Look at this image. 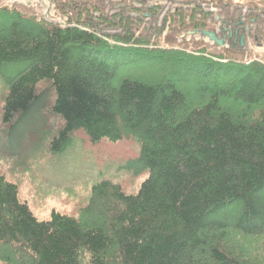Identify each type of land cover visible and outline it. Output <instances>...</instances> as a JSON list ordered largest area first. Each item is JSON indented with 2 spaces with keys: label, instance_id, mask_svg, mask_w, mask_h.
<instances>
[{
  "label": "trees",
  "instance_id": "1",
  "mask_svg": "<svg viewBox=\"0 0 264 264\" xmlns=\"http://www.w3.org/2000/svg\"><path fill=\"white\" fill-rule=\"evenodd\" d=\"M47 2L0 0L4 119L50 87L56 145L134 139L147 178L39 220L0 168V264H264V0Z\"/></svg>",
  "mask_w": 264,
  "mask_h": 264
},
{
  "label": "rangeland",
  "instance_id": "2",
  "mask_svg": "<svg viewBox=\"0 0 264 264\" xmlns=\"http://www.w3.org/2000/svg\"><path fill=\"white\" fill-rule=\"evenodd\" d=\"M5 1L30 3L33 7L39 4L44 14L54 15L47 0ZM161 5L165 12L184 6L179 1ZM207 10L218 13L211 6ZM248 30L252 33L254 25ZM257 48L264 52V47ZM20 68L17 65L15 70ZM49 92L50 87L41 89V101L37 105L14 113L8 120L4 119L0 103V168L6 171L12 167L11 175L19 184L20 199L29 204L39 220H45L52 210L76 216L88 200L91 187L101 180L119 184L127 194L136 193L147 178L146 171L136 163L138 143L130 139L95 145L78 131L65 145L62 141L56 145L60 126L51 112L55 94L49 100Z\"/></svg>",
  "mask_w": 264,
  "mask_h": 264
}]
</instances>
